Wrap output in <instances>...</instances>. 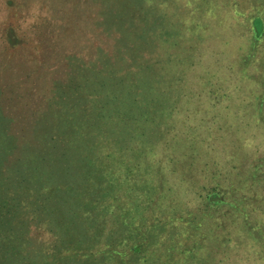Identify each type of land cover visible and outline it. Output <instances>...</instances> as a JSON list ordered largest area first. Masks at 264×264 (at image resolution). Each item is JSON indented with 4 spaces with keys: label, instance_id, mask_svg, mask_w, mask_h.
Masks as SVG:
<instances>
[{
    "label": "rangeland",
    "instance_id": "rangeland-1",
    "mask_svg": "<svg viewBox=\"0 0 264 264\" xmlns=\"http://www.w3.org/2000/svg\"><path fill=\"white\" fill-rule=\"evenodd\" d=\"M145 1L150 20L163 21L160 29L169 26L172 35L171 44L149 36L142 51L157 58L154 76L162 75L155 76L149 96L167 110H151L148 122L144 107L127 123L125 110H108L114 102L105 97L108 83L116 86L118 79L94 75L102 63L95 40L113 50L116 40L106 32H116V24L130 16L126 13L135 7L130 0H0V108L10 114L11 130L20 133L21 126L27 135L54 123L57 110L44 102L47 96L63 112L81 110L75 101L92 95L91 110L118 113L122 174L100 257L120 214L117 237L131 228L124 213L138 199L149 205L150 222L192 213L205 244L193 264H264V31L257 37L254 28L257 3L264 0H216L210 19L203 13L205 0ZM121 51H126L123 44ZM114 58L109 68H123L131 60ZM80 74L86 79L74 86ZM65 90L73 100L63 106ZM212 191L223 201L210 202ZM67 212V220L77 218L75 209ZM29 216L23 215L28 221ZM135 220L143 223V215ZM29 225L30 233L51 239V233Z\"/></svg>",
    "mask_w": 264,
    "mask_h": 264
},
{
    "label": "trees",
    "instance_id": "trees-1",
    "mask_svg": "<svg viewBox=\"0 0 264 264\" xmlns=\"http://www.w3.org/2000/svg\"><path fill=\"white\" fill-rule=\"evenodd\" d=\"M263 3L258 1L255 9L260 14L254 16L257 37L261 36L260 30L264 31ZM215 4L216 0L202 2L208 19L215 14ZM116 5L120 7L119 1ZM129 5L135 7L131 13H126L130 16L123 18L124 24H116V32H106L108 39L113 35L116 40L111 44L113 50H106L105 44L95 40L102 63L94 69L97 78L118 79L120 86L108 83L105 97L114 102V108L108 110H125V115L130 116L127 123L135 120L132 112L144 107L146 120L151 110H167L162 101L158 103L155 97L149 96L155 88V76L162 75L154 76L157 58L147 57L142 51L144 40L154 34L157 43H173L169 26L160 29L163 21L150 20V8L145 6L148 5L145 0H130ZM139 16L145 18L144 24L137 22ZM122 44L125 52L121 51ZM171 55L173 53L167 56L168 60ZM114 56L123 60L129 57L132 61L123 68L112 69L109 67L113 66ZM79 76L82 79L74 78V86L79 87L88 73L86 77ZM65 91L67 97L61 99V105L73 100L68 98L69 90ZM85 93L86 89L80 95ZM100 94L101 89L96 88L94 96ZM92 98L90 95L83 101L79 96L75 102L81 104V110L63 112L56 107L59 104L47 96L44 102L48 101L52 110L57 111L55 114L53 111L37 113V116L44 118L54 114L55 121L49 129H31L33 133L28 135L22 133L25 130L21 126H17L20 133L15 128L11 130L10 114L0 108V264H193L200 261L205 248L204 237L192 213L172 218L156 216L150 222L149 205L138 199L134 207L129 205L124 213L129 220L124 217L123 221L131 228L117 237L121 228L120 214L105 241L107 248L103 256H99L112 207L118 198L117 186L122 174L119 155L124 145L118 113L91 110ZM138 119L136 117V121ZM152 119L153 116L147 121ZM148 135L146 132L145 136ZM151 191L153 195L157 193L154 188ZM208 197L210 202L223 201L216 191ZM70 209L78 212L74 221L65 217ZM26 211L30 213L29 221L23 217ZM137 214L143 215V223L137 224ZM30 223L41 228V232L51 233V239L30 233ZM179 223L185 224L186 232ZM193 235L195 239L190 243Z\"/></svg>",
    "mask_w": 264,
    "mask_h": 264
}]
</instances>
